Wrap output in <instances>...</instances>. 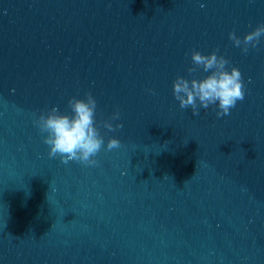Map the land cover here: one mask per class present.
<instances>
[{
	"label": "water",
	"instance_id": "1",
	"mask_svg": "<svg viewBox=\"0 0 264 264\" xmlns=\"http://www.w3.org/2000/svg\"><path fill=\"white\" fill-rule=\"evenodd\" d=\"M261 23L264 0H0V264H264V37L229 39ZM193 50L240 69L230 115L180 108ZM89 92L99 163L50 158L35 122Z\"/></svg>",
	"mask_w": 264,
	"mask_h": 264
},
{
	"label": "clouds",
	"instance_id": "2",
	"mask_svg": "<svg viewBox=\"0 0 264 264\" xmlns=\"http://www.w3.org/2000/svg\"><path fill=\"white\" fill-rule=\"evenodd\" d=\"M204 5H201L203 7ZM264 37V23L248 32L243 38L236 32L229 33V39L234 46L242 49L244 53L249 48H256ZM217 51L211 54H202L193 50L191 53L192 66L188 68L190 75L203 70L209 73L204 78L188 79L177 76L173 81V95L181 109L191 108L193 115H199L200 108L208 109L210 106L218 108L217 116L230 115L231 109L236 107L238 101L245 98L246 85L238 67L228 69L230 61ZM70 114L61 113L58 107L42 112L35 122L44 135V143L50 147L49 157L59 155L64 163L77 161L84 165L96 166L99 162L94 159L104 145V136L96 123L97 100L91 92L84 98L72 97L68 101ZM120 112L113 113L111 120L102 121V126L109 132L123 128V124H113ZM186 144V143H185ZM121 147V141L112 137L108 140L107 149L113 150ZM167 176V175H166Z\"/></svg>",
	"mask_w": 264,
	"mask_h": 264
}]
</instances>
